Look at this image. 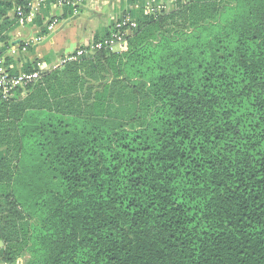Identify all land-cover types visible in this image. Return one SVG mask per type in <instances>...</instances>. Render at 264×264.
<instances>
[{
    "label": "trees",
    "instance_id": "obj_1",
    "mask_svg": "<svg viewBox=\"0 0 264 264\" xmlns=\"http://www.w3.org/2000/svg\"><path fill=\"white\" fill-rule=\"evenodd\" d=\"M126 12L0 102V264H264V0Z\"/></svg>",
    "mask_w": 264,
    "mask_h": 264
},
{
    "label": "crops",
    "instance_id": "obj_2",
    "mask_svg": "<svg viewBox=\"0 0 264 264\" xmlns=\"http://www.w3.org/2000/svg\"><path fill=\"white\" fill-rule=\"evenodd\" d=\"M59 1L62 0H32V22L20 26L16 24L15 2L11 0L12 7L0 18V24L4 27L5 48L13 47L16 50V54L7 59L12 72H28L39 62L46 68L51 66L76 48L90 45L96 37L106 36L111 27V17L118 16L120 8L123 12L133 7H128V0H85L70 16L67 7L59 5ZM52 21H56L55 29L48 32L47 27ZM44 28L46 34L40 36ZM52 33L53 37L44 44ZM37 37H41L42 41L32 43ZM24 46H27L25 51L22 50ZM24 262L23 258H19L14 264Z\"/></svg>",
    "mask_w": 264,
    "mask_h": 264
},
{
    "label": "built area",
    "instance_id": "obj_3",
    "mask_svg": "<svg viewBox=\"0 0 264 264\" xmlns=\"http://www.w3.org/2000/svg\"><path fill=\"white\" fill-rule=\"evenodd\" d=\"M12 1L15 2L14 12L18 25L23 26L32 22V0ZM84 1L85 0H62L59 1L58 4L66 7H72L75 12V10L80 7ZM188 2L189 0H138L133 8L138 9L142 6L148 16L156 17L177 10L179 7L186 5ZM110 20L112 26L106 36L93 41L88 46L76 48L64 58L59 59L47 68L39 62L32 69V71L22 73L12 72L11 66L7 64L8 56L16 54V50L13 47L8 49L5 48V44L2 39L4 34L0 29V102L13 98L15 93L18 91L23 93L28 86L41 79L45 72L61 68L69 62L76 61L83 55L98 51H107L111 53L120 52L124 46L125 39L130 36L132 31L135 29L136 23L126 10L118 14V16H112ZM55 25L56 21H52L48 25L47 31H54ZM41 41L42 38L37 37L32 40V43L34 42L35 44H38ZM26 47L27 46H24L22 50L25 51Z\"/></svg>",
    "mask_w": 264,
    "mask_h": 264
},
{
    "label": "rangeland",
    "instance_id": "obj_4",
    "mask_svg": "<svg viewBox=\"0 0 264 264\" xmlns=\"http://www.w3.org/2000/svg\"><path fill=\"white\" fill-rule=\"evenodd\" d=\"M123 2H124V1H123ZM124 3H125V2H124ZM117 4H118V3H117ZM118 12H119V14H120V13L122 12V8H120V9L118 10ZM171 12H172V11H171ZM15 19H16V18H15ZM110 22H111V20H110ZM16 23H17V22H16ZM17 24H18V23H17ZM173 27H176V26H174V25H172V26L169 25L168 27H166V30H168V31H169V30H172Z\"/></svg>",
    "mask_w": 264,
    "mask_h": 264
},
{
    "label": "water",
    "instance_id": "obj_5",
    "mask_svg": "<svg viewBox=\"0 0 264 264\" xmlns=\"http://www.w3.org/2000/svg\"><path fill=\"white\" fill-rule=\"evenodd\" d=\"M53 35H54V33L50 34V36H48V37L46 38V40H44L43 43L45 44L46 42H48V41L53 37ZM43 43H42V44H43ZM42 44H41V45H42ZM72 48H73V47L70 48V52L72 51Z\"/></svg>",
    "mask_w": 264,
    "mask_h": 264
}]
</instances>
